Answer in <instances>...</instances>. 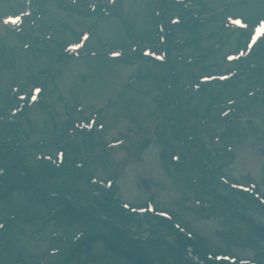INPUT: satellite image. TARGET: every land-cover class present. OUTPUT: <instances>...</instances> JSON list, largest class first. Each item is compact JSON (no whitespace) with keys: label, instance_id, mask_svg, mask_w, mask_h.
<instances>
[{"label":"rangeland","instance_id":"obj_1","mask_svg":"<svg viewBox=\"0 0 264 264\" xmlns=\"http://www.w3.org/2000/svg\"><path fill=\"white\" fill-rule=\"evenodd\" d=\"M128 1L121 12L124 17L131 18L133 13H137L139 8L135 11L137 7L136 2L134 0ZM146 1L147 0H144V2ZM205 1H209L215 5V0ZM222 1L226 2V5H232V11L235 15H244L243 17H246L258 8L259 4L257 5L256 2H261V0ZM263 2L264 0H262L261 5ZM139 6L141 7V11H143V6ZM50 9L52 14L57 15L62 19H66L65 24L70 25L71 30L74 29L81 32L82 30H89L90 27L99 26L100 24L95 20L82 21L79 18L72 19L71 17L56 13L58 10L54 5H51ZM143 12L142 14L140 12V17L143 15ZM140 20L143 19H139V21ZM104 24L107 23L105 22ZM108 25L105 27L101 26L97 29L95 35L88 41V45L99 48L102 46L99 45V42L101 41L112 44L116 41L114 37L122 40L124 36L122 30L119 27L114 26L113 31H109L106 29ZM58 28H61V26H58ZM208 29L210 30L211 27ZM71 36H57V40L61 39L66 43L70 41V39H73ZM181 37L185 38L184 35ZM207 44L208 43L203 46L206 47ZM9 45L11 47L15 45L20 46L16 39L11 41ZM127 47H129V45ZM85 61L88 60L73 61L69 64L59 63V65L54 66L53 69L60 70L62 73L57 85L58 90H60L59 93H62L61 96L70 101L76 100L85 105L86 111L82 113L79 118L83 117V115H89L90 111L93 109L97 110L98 108L104 107L107 103L117 104L116 110L112 114L113 121L109 126L105 127L104 132L99 135V141H115L121 136L126 135L128 130L136 131L141 127L150 130L149 134L143 138L140 136L134 140L130 138L131 141L134 142V145L127 149H125V146L124 148L104 152L102 151V147H99V149L93 151L92 153L98 164L96 168V175L98 178L106 181L110 178L109 176H113L118 180L117 176L119 175L118 195H120L123 202L141 205L152 199L158 209H167L172 213L178 214L182 226L184 224V226H187L193 234H197L206 240L204 242L208 250L213 252L223 250L226 245L217 234V231L219 230H221L220 232L222 233L224 231L222 230V223H220V220L212 218L200 219L199 217H194L188 213L183 214L182 201L185 196H191V194L183 190L182 183L171 182L166 173H163L160 167L158 150L154 145H149L147 150H141L140 146L143 145L144 142L148 143V140H152L155 127L159 122V120L153 115V111L155 110L153 100L158 93V90L152 81L146 82L141 88H138L135 91H130L129 88L126 87V83L130 77L129 75L135 74L146 66L142 63H133L131 65H123L113 72V70L117 68L116 66L102 63V72L94 67L96 66L95 64L99 65V63L96 62L94 64L93 59L88 62ZM42 65L43 61L35 60L28 56V54H22L20 58L16 59L14 69L7 68L0 74V90H5L7 87L16 84H26L28 78L36 72L32 73L29 69L32 67H41ZM110 72L113 73L106 75V73ZM92 75L97 76L98 79L89 77L90 79L87 81L85 76L88 77ZM57 88L54 89L56 90L55 92H57ZM71 89L72 92H70ZM82 98H84V101H82ZM136 99L139 100L140 106L134 101ZM47 101L49 106H55V110L58 112V114L55 115V122L60 124L62 120L67 118V114L63 111L62 107H59L58 98H56L55 94H50ZM130 101L137 103L134 109L139 107V110H133ZM30 113L33 123H36L37 126L42 125V120L47 118L46 113L40 108L33 109ZM70 115L73 116V113ZM74 116L78 117L75 114ZM240 118V125L242 127L247 126L248 129H245V131L241 133L243 135L241 138L242 141H239V139L236 141L237 145L235 146L236 148L234 151L236 158H233L227 166L226 172L227 175L233 179H240L242 177H247L248 175L256 184H259L261 192L264 195V185L262 182L260 184V181L263 179L260 176L264 173V106L259 102L257 104L248 103L247 110ZM218 129L219 126L217 124H212L210 127V130H214V132ZM33 131L35 132V130ZM45 132L47 135L44 136V138L47 143L50 144L53 138V135H50L51 130H45ZM204 137L206 143L211 145L208 138L210 136L205 135ZM37 138H39V136L32 134L31 142L36 141ZM156 156L157 161L155 159ZM143 174L148 177L149 182L151 180H153V182L155 181V184L150 186V193H144V191L138 186L137 180ZM222 193L226 196V192ZM252 209L254 208L252 207ZM247 211H250L253 215L256 213L251 209ZM142 232L143 230L140 233L142 234ZM31 233L32 231L19 238L21 245L29 255L35 256L44 253L48 246V242L38 238L33 239L30 236ZM230 244H232V246L235 245L234 243ZM232 246L229 248L239 257L251 258L254 255L253 250L251 249L236 250ZM148 255L157 262V264H162L163 261H165V264H182L178 257H176V255L174 256L172 250L166 246H162L161 250L154 249L153 253L150 251V253L148 252ZM104 258L106 260L108 259L105 256Z\"/></svg>","mask_w":264,"mask_h":264},{"label":"trees","instance_id":"obj_2","mask_svg":"<svg viewBox=\"0 0 264 264\" xmlns=\"http://www.w3.org/2000/svg\"><path fill=\"white\" fill-rule=\"evenodd\" d=\"M153 25H154L153 30L156 33L157 31L156 21H154ZM151 26L152 25H148L146 28H150ZM132 30H131L132 35H134V32L139 33V31H141L140 29L137 28H133ZM193 30L194 31L190 32V34L191 36L196 37L198 30H196L195 27ZM169 40L173 43L174 37L170 36ZM252 58L257 63L256 69L253 68L251 71H248V76H246L243 80L240 79V80L232 81V83L230 84L227 90H223V85L221 86L213 85L210 88L206 87L203 91L200 92V96L198 97L197 101L192 105L191 113L189 116L184 110L185 106L183 105L182 102L183 97L181 96H182L183 88L182 85L180 84V79L176 80L174 83L175 85L174 95L179 96V99L177 101L178 102L177 108H175V114H172V112L169 111V107L163 105L161 110V116L163 118H171V119H173L175 116L177 117V122L179 126L183 128H190L191 126L197 128L196 127L197 121L205 117L207 108L211 107V104L214 103V101H212V98L210 97L211 95L214 94H212L211 92H215V93L220 92L221 94H218V96L219 98H221V101H225V100L227 101L229 99H233V97H236L241 93L242 94L246 93L248 90H254L256 86L264 87V77H261L260 75V72H264V63L257 56H254ZM261 62L263 64H261ZM174 64L177 65V61ZM247 66L248 64L246 65V67ZM156 67L158 68L157 74L161 75L164 78L165 82H167V74H165L163 66L161 65L159 66L156 64ZM193 70L194 69H189L188 73H190L194 78L197 76L196 73L193 72ZM245 82L249 83L250 85L245 86ZM164 92H165L164 96L168 99L169 93H167L166 90H164ZM262 102H264V100H262ZM211 112L212 109L209 111V114H211ZM161 128H163L162 129L163 132L157 133L156 139H157V143L160 144V146L162 147V150L166 152L171 151L172 154L180 151L183 154V159H182L183 161L180 165L177 166L178 167V170H176L177 177L188 178V170L186 166L189 165V163H194L201 174L207 172V166L204 164L203 161L197 159L196 156L193 157L191 155V149L189 148L182 149L179 147V145L174 146L173 144H171L169 140L166 139L165 137L166 128H164V126L162 125ZM228 143L230 142H227L226 144ZM192 147L194 148L197 146L192 145ZM30 148L31 146L30 147L25 146L20 151V154L12 155L11 151L13 147L9 146L7 148H3L1 147V141H0V171H2V175H0V182L2 185V188L0 189V192L2 191V193H0V201H4L6 203L11 198V195L13 193L14 194L17 193L31 207L35 206L41 208V205L43 206V209H49V208L53 209L55 207H58L60 208V210L55 215L54 219L69 220V222L67 221L66 224L65 221H63L65 225L62 226V229L65 232L69 231L70 229H74L77 226L78 229L84 230L87 233L90 232V236L88 238L82 239L80 243H78L72 248L73 255L71 257V260H78V258H81L83 256H89L91 253L90 250L91 247H93L97 243L99 244V242L104 241L110 244L109 247L111 251L115 252L116 257L118 256L120 257L123 256L127 258L132 257L135 259V261H133V264H153L145 248H142V246L139 243L130 240V238H128L125 235L123 230L115 228L111 224L108 225L106 223H103L99 218H97L96 209L91 204H88L86 208H81L77 204L75 205L67 197L64 198L62 196H57L56 199L55 197L52 198L48 196V191L50 189L52 191H56V187L52 185V182L55 180L71 177L74 180V182L80 184L82 182H85L88 184L89 178L84 177V175H82L83 171L76 170L75 167L74 168L68 167L66 164H64V166L61 169L55 167L53 168L45 167L42 173L30 169L29 167L25 166V163L26 164L29 163L28 156L30 155ZM21 154L23 156L22 158H20L19 156ZM199 154L202 156V158L206 159L210 165L213 164L212 159H210V153L208 151L203 149V151L199 152ZM85 164H87V170L93 172L94 164L89 160H87ZM169 166H171V163L166 164V167ZM21 185H25V186H21ZM190 185L191 186H189V188L192 191L194 187L192 186L191 183ZM71 196L79 201L82 200V197L78 194ZM195 196L196 199L202 200L204 202L208 201L214 203L217 200V197H215L214 195L206 192L204 193L203 191L200 193L195 192ZM49 201L51 202L50 204H48ZM99 201L98 199L94 200L96 204L99 202V206L102 208L106 217L121 222L124 225H130L132 222L137 221L135 217L127 215L120 206H117V204L113 201L112 193L105 195V199ZM226 202L227 201H224L223 203ZM88 207L91 208V210L94 212V215L91 217L86 216V211L88 210ZM228 207L232 209L230 206ZM217 216H220L218 212L209 211L206 213L205 218L206 217L216 218ZM238 218L239 219L237 220L243 222V220L239 216ZM20 224L17 222L12 223L10 232L12 233L13 230L16 228V226H19ZM225 226H227L229 230H231L230 233L235 235L239 234L238 231L241 230V228H237L234 225V222L232 220L226 221ZM258 230L259 229L257 227H253L252 229H250L249 231L250 235L247 239L248 243L250 242L264 243V236H260L259 232H257ZM4 235L6 238H11L9 233H5ZM175 236L177 237L178 242L182 247V249H185L187 247L184 245L185 242H188V245H190V242L182 235H178L177 233H175ZM56 242H58V240ZM56 242L54 241L53 245H55ZM2 258H4V261L6 262L9 263L12 262L9 253L3 252ZM206 264H213V263L206 262Z\"/></svg>","mask_w":264,"mask_h":264},{"label":"bare ground","instance_id":"obj_3","mask_svg":"<svg viewBox=\"0 0 264 264\" xmlns=\"http://www.w3.org/2000/svg\"><path fill=\"white\" fill-rule=\"evenodd\" d=\"M98 201H99V200H98ZM99 202H100V201H99ZM99 202L97 203V206L99 205ZM135 214H138V213H135ZM93 215H94V212L91 210V208L88 207V210L86 211V216L91 217V216H93ZM184 245L187 246V245H188V242H185Z\"/></svg>","mask_w":264,"mask_h":264},{"label":"snow or ice","instance_id":"obj_4","mask_svg":"<svg viewBox=\"0 0 264 264\" xmlns=\"http://www.w3.org/2000/svg\"><path fill=\"white\" fill-rule=\"evenodd\" d=\"M234 23H236V24H240V21H234ZM241 26H243V25H241ZM262 30H264V29H262Z\"/></svg>","mask_w":264,"mask_h":264}]
</instances>
